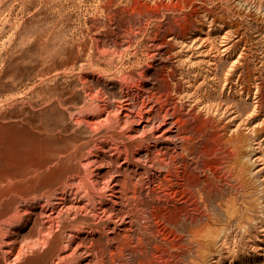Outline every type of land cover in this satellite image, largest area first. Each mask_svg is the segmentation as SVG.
<instances>
[{"label": "rangeland", "instance_id": "rangeland-1", "mask_svg": "<svg viewBox=\"0 0 264 264\" xmlns=\"http://www.w3.org/2000/svg\"><path fill=\"white\" fill-rule=\"evenodd\" d=\"M263 201L264 0H0V264H264Z\"/></svg>", "mask_w": 264, "mask_h": 264}, {"label": "bare ground", "instance_id": "bare-ground-1", "mask_svg": "<svg viewBox=\"0 0 264 264\" xmlns=\"http://www.w3.org/2000/svg\"><path fill=\"white\" fill-rule=\"evenodd\" d=\"M138 110V109H137ZM140 112V111H139ZM165 112H166V110H165ZM167 113V112H166ZM177 122H179V121H177ZM179 124V123H178ZM169 139V138H168ZM180 139V138H179ZM159 152H160V150H159ZM164 152H165V150H164ZM163 153V152H162ZM165 154V153H164ZM160 155V154H159ZM83 164V163H82ZM174 169V168H173ZM91 171V170H90ZM93 175V174H92ZM167 178V177H166ZM88 179V178H87ZM169 179H170V177H169ZM83 180V182H81V187L79 188V189H75L76 191H80V189L82 188L83 189V191L85 192V193H83V194H86V196H90L91 197V195L93 194V193H98V191H95V186H94V182L93 181H89V182H87V180H85L84 181V179H82ZM89 180H91V179H89ZM74 183V182H73ZM114 184V183H113ZM164 184V183H163ZM65 186H66V184H65ZM71 186V185H70ZM77 186V185H76ZM75 186V187H76ZM78 186H80V184H78ZM121 186H123L122 184H121ZM125 186V185H124ZM123 186V187H124ZM107 187V186H106ZM122 187V188H123ZM66 188V187H65ZM78 188V187H77ZM122 188H121V190H122ZM126 188V187H125ZM67 190V189H66ZM102 190V189H101ZM106 190V189H105ZM105 190H104V192H105ZM114 191V190H113ZM100 192V191H99ZM102 193V192H101ZM119 193H120V191H119ZM112 194V193H111ZM79 195H81V194H79ZM98 195H99V193H98ZM114 195V194H113ZM127 196V192L125 191V190H122V192L120 193V197L121 198H123V197H126ZM52 197V196H51ZM105 197V196H104ZM128 197V196H127ZM67 198V197H66ZM133 198V197H132ZM81 199V198H80ZM92 199V198H91ZM128 199V198H127ZM94 200V199H93ZM49 201V200H48ZM54 201V200H53ZM89 201V200H88ZM50 202V201H49ZM48 202V203H49ZM56 202V201H55ZM73 202V201H72ZM264 202V201H263ZM47 203V204H48ZM62 203H66V200L65 199H63L62 200ZM256 203V202H255ZM88 204V203H87ZM122 204V203H121ZM50 205V204H49ZM52 205H53V203H52ZM74 205V204H73ZM263 205V204H262ZM67 206V205H66ZM77 206H78V204H77ZM256 206V205H255ZM62 207V206H61ZM82 207V206H81ZM84 207V206H83ZM86 207V206H85ZM259 207V206H258ZM54 207H52V209H53ZM60 208V207H59ZM63 208V207H62ZM80 207H78V209H79ZM91 208V207H90ZM100 208V207H99ZM20 209V208H19ZM83 209V208H82ZM63 210H64V208H63ZM62 209H61V211H63ZM66 210V209H65ZM71 210V209H70ZM259 210V209H258ZM80 211V210H79ZM89 211V210H88ZM117 211V210H116ZM94 213H91L92 214V217H95V216H98L97 215V210H95V211H93ZM19 213V212H18ZM59 212H57V214H58ZM64 213H65V211H64ZM104 213V212H103ZM260 213V212H259ZM23 214V213H22ZM25 214V213H24ZM109 214V213H108ZM118 214V213H117ZM13 215V214H12ZM62 216V215H61ZM109 216V215H108ZM64 218H65V216H63ZM22 218V217H21ZM49 218H50V216H49ZM59 218V217H58ZM62 218V217H61ZM63 218V219H64ZM67 218H68V215H67ZM121 218V217H120ZM18 219V218H17ZM256 219V218H255ZM3 221H4V219H2ZM62 220V219H61ZM122 220V219H121ZM42 221V220H41ZM73 221H76L75 219L73 220ZM6 222V221H5ZM257 222H261V223H264V211L262 210V214H261V217H259V219H256L255 221L253 220V222H252V219H251V217H250V215L248 214V215H244V219H243V221H241L239 224H236L235 226L237 227V228H239V230H242V235H249L250 233L253 235V239H252V243L250 244V246H253V247H258V244L259 243H257L258 241H262V238L257 234V232H252V228H254L256 225H257ZM231 223V222H230ZM60 224V223H59ZM235 224V223H234ZM229 226V225H228ZM261 226V225H260ZM259 226V227H260ZM42 227V226H41ZM111 227V226H110ZM230 227H231V225H230ZM128 228H130V227H127V226H124V230H128ZM236 228V229H237ZM256 228V227H255ZM114 227L112 228V229H109V231L111 230L112 232H114ZM222 230V229H221ZM229 230H231V229H229ZM234 230V229H233ZM110 231V232H111ZM223 231V230H222ZM259 231H263V228H261L260 227V229H259ZM125 233L123 234V236L124 237H127L128 235H127V232L126 231H124ZM115 233V232H114ZM120 233V232H119ZM229 232L228 231H224V233H223V236L224 237H226V235L228 234ZM122 235V234H121ZM261 235H263L264 236V234H261ZM221 236V235H220ZM250 236V235H249ZM247 237V236H246ZM111 238H113V237H109V236H106V240L105 241H109V240H111ZM128 238V237H127ZM229 238V237H228ZM160 239V238H159ZM2 240V239H1ZM223 240H224V238H223ZM222 240V241H223ZM112 241H113V239H112ZM122 241V239L120 240V242H118V245H123V243H124V240H123V242H121ZM58 242V241H57ZM4 243V242H3ZM107 243V242H106ZM222 243V242H221ZM220 243V244H221ZM215 244V243H214ZM219 244V243H218ZM217 244V245H218ZM253 244V245H252ZM227 245V244H226ZM222 246V245H221ZM224 246V245H223ZM223 246H222V248H223ZM217 248H218V246H217ZM75 250V249H74ZM219 251V250H218ZM109 252H110V250H109ZM6 254V253H5ZM75 254V253H74ZM96 254V253H95ZM111 254L112 255H114V252H112L111 251ZM140 254V253H139ZM142 254V253H141ZM65 258V257H64ZM100 261V260H99ZM64 262V261H63ZM220 262H221V260H219V259H217L216 260V263L217 264H220ZM102 263V262H101ZM86 264H89V261H88V263H86ZM91 264V263H90ZM93 264H100L98 261H95L94 260V262H93Z\"/></svg>", "mask_w": 264, "mask_h": 264}]
</instances>
